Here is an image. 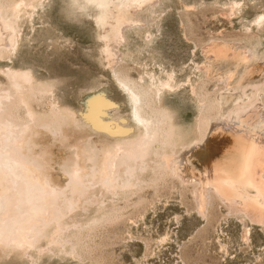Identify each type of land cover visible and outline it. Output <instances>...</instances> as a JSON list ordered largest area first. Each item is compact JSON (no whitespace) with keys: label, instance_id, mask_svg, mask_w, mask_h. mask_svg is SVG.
Wrapping results in <instances>:
<instances>
[{"label":"rangeland","instance_id":"rangeland-1","mask_svg":"<svg viewBox=\"0 0 264 264\" xmlns=\"http://www.w3.org/2000/svg\"><path fill=\"white\" fill-rule=\"evenodd\" d=\"M77 1L82 0H43L29 19L20 20L14 46L8 53L0 54V93L13 90L3 70L26 69L36 81L52 89L51 100L31 99L39 115H48L55 109L59 115L86 119L87 101L103 90L114 105L110 117L104 115L103 120L111 122L112 129L133 126L129 95L119 85L117 75L101 52L103 32L97 16L104 6L100 8L84 0L79 5ZM233 5L236 7L232 8ZM153 9L155 15L161 13V16L157 28L151 27V42L145 43L141 34L129 31L128 58L117 66L134 80L140 76L148 80L151 71L163 77L162 67L171 69L180 79H193L197 74L194 63L205 59L203 50L213 41L255 43L257 37L249 36L246 27L264 14V0H159ZM258 40L257 54L262 57L264 29ZM230 53L224 57L222 71L237 70L238 76L232 80L236 83L246 77L243 68L250 62L247 64L238 51ZM223 82L211 77L203 79L202 95L213 101L216 93L225 89ZM185 87L184 84L166 93L164 99L193 138L199 105ZM229 102L225 101L224 105ZM217 107L212 105L205 117L217 115ZM11 112L25 119L22 106L13 105ZM201 125L207 128L204 121ZM87 130L86 134L92 133ZM94 137L100 152L106 150L107 140L95 134ZM44 140L52 142L49 147L58 158L55 164L59 169L67 163L73 164V153L65 142L51 136ZM44 140L41 139L38 148L45 146ZM159 141L153 146L146 167L136 165L135 175L126 173V166L121 165L117 175L121 185L114 196L106 191L96 173L94 185H74L78 202H82H77L65 216L70 223L66 244L52 246L34 257L24 254L23 249L6 248L0 251L4 256H0V264H264V223L231 212L211 192L210 195L206 192L207 204L201 212L196 200V182L165 169L160 159L164 146ZM230 153L222 156L233 157ZM191 166L197 170L193 162ZM92 190L93 194L89 195ZM60 211L65 212L64 204ZM51 230L48 227L46 233ZM40 236L39 244L44 245L46 241Z\"/></svg>","mask_w":264,"mask_h":264},{"label":"bare ground","instance_id":"bare-ground-1","mask_svg":"<svg viewBox=\"0 0 264 264\" xmlns=\"http://www.w3.org/2000/svg\"><path fill=\"white\" fill-rule=\"evenodd\" d=\"M82 1L94 2L100 8L104 6L97 16L103 32L100 34L103 40L100 50L117 75L119 85L129 95L134 124L112 129L111 122L103 120L114 106L103 90L94 93L87 101L86 119L59 115L55 109L48 115H39L31 99L43 97L51 100V87L43 86L38 79L36 81L29 70L9 66L3 70L13 90L0 93V251L23 249L24 254L34 257L52 246L66 244L70 223L65 216L82 202H78L74 185H94L96 173L106 191L114 196L121 185L117 178L121 165L126 166V173L135 175L136 165L146 167L147 158L159 140L164 150L156 152L160 153L165 169L184 180L196 182L195 196L201 212L207 204L206 192H211L231 212L264 223V56L257 54L256 48L260 31L264 29V14L253 20L252 26L246 27L249 36L257 37L255 43L213 41L203 50L205 59L194 63L197 74L193 79H180L171 69L162 67L163 77L151 71L148 80L142 76L134 80L117 66L128 58L126 42L129 31L141 34L145 43L151 40V27L157 28L161 16V13L155 15L153 9L159 0ZM42 2L0 0L1 55L14 46L20 20L29 19ZM230 51H238L247 64L250 62L246 68L244 66L245 72L243 68L246 77L236 83L232 80L238 76L237 70L222 71L221 64ZM208 77L226 83L225 89L216 93L213 101L201 92L202 80ZM184 84L199 105L193 138L181 126L175 109L164 99L166 93ZM228 100L231 103L225 106L224 102ZM215 104L218 106L217 115L205 117ZM13 105L24 108L25 119L12 114ZM203 121L207 123L206 129L201 125ZM82 123L91 134H86L88 130ZM94 134L107 140L106 150L100 152ZM47 136L65 142L73 153L72 165L67 163L61 169L56 166L58 158L50 150L51 141L44 140ZM41 139L45 146L42 144L43 147L38 148ZM228 151L233 157L227 158L226 154L224 158L222 154ZM191 162L197 170L191 168ZM63 204L65 212L60 211ZM48 227L52 230L46 233ZM40 233L46 241L44 245L39 244Z\"/></svg>","mask_w":264,"mask_h":264}]
</instances>
